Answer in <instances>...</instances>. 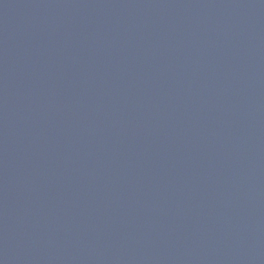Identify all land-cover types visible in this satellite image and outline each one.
Returning a JSON list of instances; mask_svg holds the SVG:
<instances>
[{"label":"water","instance_id":"1","mask_svg":"<svg viewBox=\"0 0 264 264\" xmlns=\"http://www.w3.org/2000/svg\"><path fill=\"white\" fill-rule=\"evenodd\" d=\"M0 264H264V0H0Z\"/></svg>","mask_w":264,"mask_h":264}]
</instances>
